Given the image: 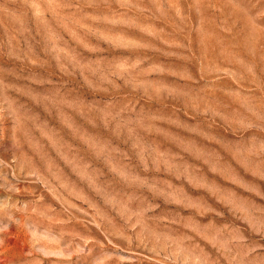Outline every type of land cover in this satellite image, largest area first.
Masks as SVG:
<instances>
[{"label": "rangeland", "instance_id": "rangeland-1", "mask_svg": "<svg viewBox=\"0 0 264 264\" xmlns=\"http://www.w3.org/2000/svg\"><path fill=\"white\" fill-rule=\"evenodd\" d=\"M0 264H264V0H0Z\"/></svg>", "mask_w": 264, "mask_h": 264}]
</instances>
